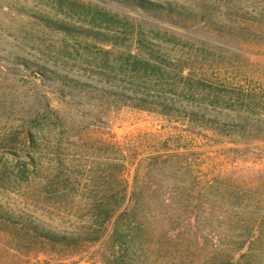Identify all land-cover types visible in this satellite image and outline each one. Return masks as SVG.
<instances>
[{
    "label": "rangeland",
    "instance_id": "obj_1",
    "mask_svg": "<svg viewBox=\"0 0 264 264\" xmlns=\"http://www.w3.org/2000/svg\"><path fill=\"white\" fill-rule=\"evenodd\" d=\"M150 1L264 24V0ZM255 35L125 0H0V264H107L115 220L134 206L148 264H264V30ZM133 98L171 110H138ZM153 156L169 168L147 173ZM112 171L127 199L98 243L52 252L20 231L84 232Z\"/></svg>",
    "mask_w": 264,
    "mask_h": 264
},
{
    "label": "trees",
    "instance_id": "obj_2",
    "mask_svg": "<svg viewBox=\"0 0 264 264\" xmlns=\"http://www.w3.org/2000/svg\"><path fill=\"white\" fill-rule=\"evenodd\" d=\"M128 4H131L135 7H138L146 12L153 13L155 15H162L170 19H175L180 22H190L195 24L204 23L205 25L211 26L213 31L222 36H230L234 39L240 41H249L255 38V34L259 29L264 30V24L257 25V23H247L248 25H237V26H225L216 24L210 18L209 13L197 12L185 7H178L171 3L159 4L152 2L150 0H125ZM50 23V22H49ZM48 25H51L49 24ZM250 24V25H249ZM56 28L62 30H70L65 28L62 25L54 24ZM255 26H257L255 28ZM259 28V29H258ZM98 37V36H97ZM96 37V38H97ZM156 60H161L159 57H155ZM161 67V66H160ZM181 69H179L180 73ZM44 77H48L50 80H58L64 83H68L67 77H61L56 73H45ZM62 79V80H61ZM171 92H176L175 89ZM232 98L231 95H229ZM122 98L126 102V96L122 95ZM132 98V97H129ZM134 108L143 111L156 112L163 115H168L171 107L166 103L162 98L159 100L149 101L147 98H133ZM222 103H220L221 105ZM223 106L231 108L229 102L225 103ZM160 108V109H159ZM250 112H254L250 106ZM191 117L192 120L196 119ZM237 132H241V138H247L246 134L249 133V130L246 128V124L242 123L241 126L238 125ZM223 128V127H222ZM221 128L219 131L221 132ZM262 128L258 125H255V131L261 132ZM223 132V131H222ZM168 157L153 156L149 159L147 173L154 171L156 168H169L166 166ZM112 171L108 175V183L114 185L117 184V187L110 185V190L104 191L101 194H97V197H94L90 206V223L87 225V228L84 232H77L73 236H67L65 234L53 232L47 229H40L38 227H22L20 228L21 232H25L27 236L33 238V241H37L39 244L46 248H50L52 252H62V253H79L85 248L86 245L95 244L101 241L104 234L107 231V224H109L118 214V212L124 206V203L127 199V189L126 186H122V179L120 176H117ZM189 171L186 170L185 174L187 175ZM114 187V188H112ZM186 200L202 202V196L199 192H196L195 189H187L185 191ZM131 199L138 203V194L133 190L131 194ZM204 200V199H203ZM207 201V200H205ZM137 209L134 206L129 210H126L120 213L114 223V228L110 236L111 248L113 249L112 255L107 259V264H148L144 259V254H146L145 245V232L146 228L143 227V224L137 217ZM9 222V221H8ZM12 223V221H11ZM31 234V236H30ZM223 262H229L223 260Z\"/></svg>",
    "mask_w": 264,
    "mask_h": 264
}]
</instances>
